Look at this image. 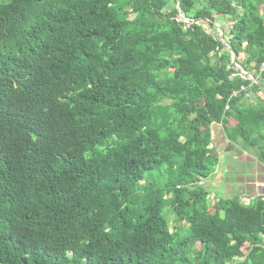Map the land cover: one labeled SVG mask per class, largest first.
<instances>
[{"label": "trees", "instance_id": "trees-1", "mask_svg": "<svg viewBox=\"0 0 264 264\" xmlns=\"http://www.w3.org/2000/svg\"><path fill=\"white\" fill-rule=\"evenodd\" d=\"M263 62L264 0H0V264H264V195L201 184L213 124L264 164Z\"/></svg>", "mask_w": 264, "mask_h": 264}, {"label": "crops", "instance_id": "crops-1", "mask_svg": "<svg viewBox=\"0 0 264 264\" xmlns=\"http://www.w3.org/2000/svg\"><path fill=\"white\" fill-rule=\"evenodd\" d=\"M261 94L260 97L264 99V91ZM212 127L213 132H215L212 138L213 142L219 141L223 144L221 146L223 148L220 151L217 149L220 163L215 174L204 181L214 179L216 187L221 188L220 192H223V189L234 190L239 188V194L234 193L232 195H240L242 199L247 198L249 201L257 196L264 195V164L254 156L252 151H246L238 145H234L231 149L227 148L228 143L224 141L225 134L222 127L219 124H213ZM251 154L255 160L250 158ZM231 177H235L234 182L230 181ZM258 184L260 185L258 186ZM232 195L222 194L219 196Z\"/></svg>", "mask_w": 264, "mask_h": 264}, {"label": "rangeland", "instance_id": "rangeland-1", "mask_svg": "<svg viewBox=\"0 0 264 264\" xmlns=\"http://www.w3.org/2000/svg\"><path fill=\"white\" fill-rule=\"evenodd\" d=\"M175 6H178V4H176L175 2H171L167 9H171ZM194 14V11L192 12V15L191 17L193 16ZM180 18L183 20V21H188L187 18L184 17L183 14H181ZM189 22V21H188ZM232 22H233V17L231 15H217L214 19V22L210 23L209 21H206V22H203L204 26H205V29L207 30V32L217 36L218 39H221L223 41V43L226 45V46H229L227 41L229 42L232 34L230 33L231 32V27H232ZM228 49V47H227ZM233 56V54H232ZM241 59H243V57H241ZM241 71V70H240ZM263 96V93L261 94ZM252 97V96H251ZM251 99V98H250ZM215 135V132H213V127H212V138L213 136ZM215 138V137H214ZM224 141L227 142L225 140V137H224ZM212 145L218 149L220 151V149H222L223 147H221L223 144L220 143L219 141H214L212 143ZM224 146H225V143H224ZM253 155L251 154L250 158H253L252 157ZM253 160H255V158H253ZM230 181H235V177H231L230 178ZM203 186H205L207 189L210 190L211 194H210V197H211V200L210 201H213L215 198H216V195H232L234 193H237L239 194V188H236L234 190H225L223 189L222 191L223 192H220L221 191V188H217L216 185H215V180L214 179H211L210 181H204V183H201ZM233 186H235V184L232 183ZM215 193V194H214ZM243 202L245 204H249V200L247 198H244L243 199ZM175 217L174 214H171V217L169 218L170 220V225L171 227L173 228L174 227V220L173 218ZM185 226H187L186 224L182 225V227L184 228Z\"/></svg>", "mask_w": 264, "mask_h": 264}, {"label": "built area", "instance_id": "built-area-1", "mask_svg": "<svg viewBox=\"0 0 264 264\" xmlns=\"http://www.w3.org/2000/svg\"><path fill=\"white\" fill-rule=\"evenodd\" d=\"M185 22L189 25V22H188V21H185ZM233 60H234V59H233ZM239 72H240V75H241L242 77H244V78H246V77H247V78H251L253 81H257V79H258L259 77L264 76V62L261 63V65H260L258 71L256 72V74H257V76H255L256 79H254L253 76H247V75L245 76L243 70H241V71H239ZM241 91L245 92L246 98H248V99L251 98V93L249 92L247 86H242V87H241ZM235 94H236V93H235ZM259 185H260V184H258V186H259Z\"/></svg>", "mask_w": 264, "mask_h": 264}, {"label": "water", "instance_id": "water-1", "mask_svg": "<svg viewBox=\"0 0 264 264\" xmlns=\"http://www.w3.org/2000/svg\"><path fill=\"white\" fill-rule=\"evenodd\" d=\"M235 58V56H234V54H233V59ZM245 75H247V76H253L252 74H250V73H246ZM253 78L254 79H256L254 76H253Z\"/></svg>", "mask_w": 264, "mask_h": 264}]
</instances>
